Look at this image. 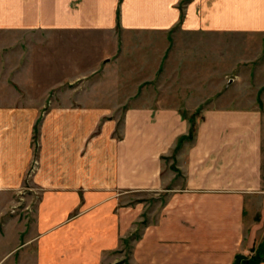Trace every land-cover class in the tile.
<instances>
[{
  "label": "crops",
  "instance_id": "1",
  "mask_svg": "<svg viewBox=\"0 0 264 264\" xmlns=\"http://www.w3.org/2000/svg\"><path fill=\"white\" fill-rule=\"evenodd\" d=\"M174 31L210 45L212 57L220 33H264V0H0V32L18 34V66L30 79L0 86V219L17 189L35 199L29 232L21 225L18 244L4 237L3 257L233 264L254 256L264 242V89L248 104H211L198 82V104L174 99L183 89L154 84L162 67L173 74ZM110 70L114 80L103 84ZM92 75L99 83L86 80ZM65 79L76 88L43 111L35 93L59 91ZM195 107V132L180 140L193 122L182 114ZM141 192L164 196L124 202Z\"/></svg>",
  "mask_w": 264,
  "mask_h": 264
},
{
  "label": "rangeland",
  "instance_id": "2",
  "mask_svg": "<svg viewBox=\"0 0 264 264\" xmlns=\"http://www.w3.org/2000/svg\"><path fill=\"white\" fill-rule=\"evenodd\" d=\"M172 34L173 38L171 48V70L173 74L171 76V79H169L166 73H163V67L161 68V72L154 82V84H156L159 89L163 90V85L165 83L177 85L178 88H181L183 90L173 92V98L178 99L179 101H181V103L184 101L188 102L187 104L191 108L198 104V82H202V86L204 88L210 87V93L212 94V97L209 101H211V104L233 105L237 102L239 104H248L251 100H257L258 95H256V91L258 87L262 86V88L264 89V33H220L216 37L217 54L213 55L212 57L209 56L210 45L199 44L198 37L184 36V34L178 31H174L172 32ZM17 43L18 34H6L0 32L1 90L2 85L6 84V80H9L10 82L12 81L18 86L30 82L28 76L21 74L22 69H20V67L18 66L19 62L23 63L25 58L20 61ZM213 47L215 48L216 46ZM6 50L7 52L9 51L12 55V59L10 61V71H7L8 63L6 60L4 62L3 59V52ZM129 52L132 55H135V51L132 50V48ZM138 54L140 55V51L138 52ZM166 63L168 64V62ZM4 69L6 71H4ZM112 70H110L112 72L110 73L111 75L106 72H103L101 74L104 79L102 81L103 84L104 81L105 83L107 81V83H112V81L114 80V78H108L109 76H113ZM206 70H208V72H205ZM210 70H212V73L209 72ZM42 73L43 75H39L38 77L45 78L44 84L48 86L52 84V86H55V84L53 85V83L51 82L53 77H50L49 72H47L46 74L43 71ZM200 73H202L203 75L201 76ZM237 75L239 76L238 78H236ZM59 80L63 79L60 78ZM86 80L90 83H99L96 75H92ZM60 82H63L64 84H62L63 86L60 87L59 91H47V89H43L41 92L35 93L38 95V98L39 96H41L43 102L46 103V107L43 108V111L48 110V104L50 105L54 97L58 96L59 99L64 98V95L66 94V87L76 88L75 86L77 85H66L68 79ZM15 93L16 92L11 89L10 94H8L12 97L13 95H15ZM160 94H164V92L161 91ZM201 109L202 108H196L195 111L192 109L190 114L188 110H186V114H182V116L186 119H193L192 133L195 132V119L199 116ZM36 165L37 161L36 159H33L30 172L35 169ZM29 191L30 188L28 187L17 189L15 194L13 195V199L9 202V205L7 206V213L2 219H0V243H2L3 239L5 240L6 237L10 236L11 239H13V242L16 243V234L23 224H26L28 226L27 232H29L30 226L34 222L31 217L33 215L32 213L34 212L35 206L34 198L27 199V196L31 194ZM163 196L164 193H133L125 196L124 202L127 204H130L129 201H131V203L137 201L152 203V201L161 199ZM20 212L27 213L25 215L26 219H24L23 216H19ZM11 223H14L15 229L13 230L14 232L11 230V233H9L8 229H6V225ZM128 248L129 245L122 251V254L120 255L122 257V262L123 260L124 262H127L128 254L126 252H128ZM106 255L111 256V254ZM118 256L119 255L115 254L112 255V258ZM17 260V254L13 253L12 255L3 257V253L0 252V264H20Z\"/></svg>",
  "mask_w": 264,
  "mask_h": 264
},
{
  "label": "trees",
  "instance_id": "3",
  "mask_svg": "<svg viewBox=\"0 0 264 264\" xmlns=\"http://www.w3.org/2000/svg\"><path fill=\"white\" fill-rule=\"evenodd\" d=\"M190 126L191 127H190V132H189L188 136L182 137L180 140L191 139L192 134H193L192 133V130H193V122L192 121H190ZM263 255H264V242L258 246L257 250L255 251L254 256H252L248 259V258H245L243 256L237 255L234 259L233 264H257L258 262L262 261Z\"/></svg>",
  "mask_w": 264,
  "mask_h": 264
}]
</instances>
